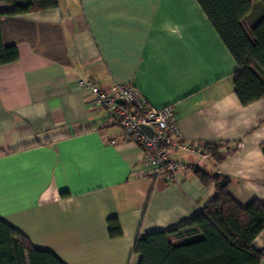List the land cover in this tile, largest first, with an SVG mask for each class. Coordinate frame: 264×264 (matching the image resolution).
<instances>
[{"label":"crops","instance_id":"obj_1","mask_svg":"<svg viewBox=\"0 0 264 264\" xmlns=\"http://www.w3.org/2000/svg\"><path fill=\"white\" fill-rule=\"evenodd\" d=\"M3 32L19 59L0 65V218L35 247L63 264H138V236L191 220L214 196L196 168L227 177L239 205L264 203V98L240 103L236 62L196 0H57L6 16ZM81 78L172 105L178 138L223 158L176 150L183 167L156 176ZM252 247L264 249V229Z\"/></svg>","mask_w":264,"mask_h":264},{"label":"trees","instance_id":"obj_2","mask_svg":"<svg viewBox=\"0 0 264 264\" xmlns=\"http://www.w3.org/2000/svg\"><path fill=\"white\" fill-rule=\"evenodd\" d=\"M5 1L14 8L0 11V65L19 59L16 45L4 38L5 17L57 5V0ZM196 1L236 62L233 82L240 103L264 98V0ZM244 18L251 21L249 32L241 24ZM260 149L264 154V142ZM206 150L216 161L223 158L219 146L208 145ZM194 172L202 184L214 186V196L191 220L138 236L133 247L138 264H260L264 249L255 250L252 241L264 229V203L253 200L241 206L230 195L227 177L198 168ZM107 225L111 238L121 235L117 218H109ZM0 264L63 263L0 218Z\"/></svg>","mask_w":264,"mask_h":264},{"label":"built area","instance_id":"obj_3","mask_svg":"<svg viewBox=\"0 0 264 264\" xmlns=\"http://www.w3.org/2000/svg\"><path fill=\"white\" fill-rule=\"evenodd\" d=\"M78 85L90 92L94 106L105 111L106 123L118 126L141 149L145 161L154 165L156 176L169 181L183 167L172 156L176 150L211 157L206 149L178 138L172 105L152 106L131 82H115L105 88L91 78H81Z\"/></svg>","mask_w":264,"mask_h":264},{"label":"rangeland","instance_id":"obj_4","mask_svg":"<svg viewBox=\"0 0 264 264\" xmlns=\"http://www.w3.org/2000/svg\"><path fill=\"white\" fill-rule=\"evenodd\" d=\"M257 12H258V10H255L254 14H257ZM241 24H242L243 28L245 29V31L249 32V29L251 27L250 20L248 18H244V19H242Z\"/></svg>","mask_w":264,"mask_h":264},{"label":"clouds","instance_id":"obj_5","mask_svg":"<svg viewBox=\"0 0 264 264\" xmlns=\"http://www.w3.org/2000/svg\"><path fill=\"white\" fill-rule=\"evenodd\" d=\"M179 28H176V29H173V32L175 33V34H177V35H179Z\"/></svg>","mask_w":264,"mask_h":264},{"label":"water","instance_id":"obj_6","mask_svg":"<svg viewBox=\"0 0 264 264\" xmlns=\"http://www.w3.org/2000/svg\"><path fill=\"white\" fill-rule=\"evenodd\" d=\"M149 133H150V131H149V129L148 128H145ZM222 175V174H221Z\"/></svg>","mask_w":264,"mask_h":264}]
</instances>
